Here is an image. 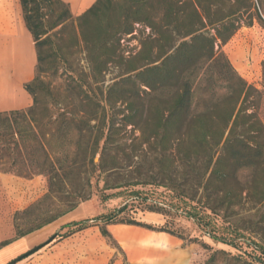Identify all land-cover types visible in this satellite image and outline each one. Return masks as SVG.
Returning a JSON list of instances; mask_svg holds the SVG:
<instances>
[{"label": "trees", "instance_id": "obj_1", "mask_svg": "<svg viewBox=\"0 0 264 264\" xmlns=\"http://www.w3.org/2000/svg\"><path fill=\"white\" fill-rule=\"evenodd\" d=\"M19 1L37 64L34 79L24 86L32 105L25 110L0 113V160L6 159L11 166L27 163L28 167L3 170V174L25 180L47 177L49 198L53 189L64 186L70 176L81 180V186L88 185L89 167L97 168L102 174L113 171L115 167L106 162L113 150L158 149L157 159H178L182 166L195 171L198 185H204L205 190L210 184L226 183L244 167L262 164L248 157L252 153L264 154V126L255 112L248 113L253 103L250 95L255 90L236 73L221 50L242 26H251L253 19L262 23L257 14L244 19L251 0H96L76 19L60 0ZM46 1L62 9L53 21L42 12ZM139 27L144 30H138ZM137 31L140 49L124 60L119 55L121 41ZM67 32L75 46L85 51L93 80L97 81L109 66L117 64L124 69L121 79L109 89L115 91L122 84L130 85L133 93L125 101L131 119L148 126L149 134L139 128L138 137L119 138L113 118L106 117L97 102L90 116L72 115L62 108L53 113L48 107H40L37 91L42 85L38 74L46 61L43 50L47 47L53 53V63L62 64L65 60L61 42ZM46 91L50 94L48 88ZM53 141L60 142L57 152L52 147ZM69 141L73 143L72 151L64 146ZM97 154L100 158L96 164ZM125 157L131 160L133 155ZM224 195L227 197L228 193ZM84 200L45 218L17 238L56 222L76 210ZM32 208L34 205L26 211ZM148 212L163 214L157 208H149ZM187 217L200 225L196 214ZM114 219V215L100 217L63 228L71 229L68 237L102 224L101 236L112 243L106 229L109 225L134 226L172 235L164 228ZM205 236L238 250L234 238L226 240L211 231ZM247 245L259 253V258L244 253L250 261L235 255L230 256L229 263L264 264L263 247L253 242ZM218 254L223 252H214L204 264L214 263Z\"/></svg>", "mask_w": 264, "mask_h": 264}, {"label": "rangeland", "instance_id": "obj_2", "mask_svg": "<svg viewBox=\"0 0 264 264\" xmlns=\"http://www.w3.org/2000/svg\"><path fill=\"white\" fill-rule=\"evenodd\" d=\"M250 3L251 8L244 19L257 14L262 23L253 19L251 26H242L221 50L236 73L255 90L250 95V102L253 103L248 113L255 112L264 126V0H251ZM61 11L59 6L47 1L42 8L46 18L52 21ZM72 16L73 19L77 18ZM137 29L144 30L142 27ZM139 38L138 31L123 37L119 55L124 60L138 52ZM61 46L65 60L62 64L53 63V53L47 47L43 50L46 61L42 72L38 74L42 85L37 91L40 107H48L53 113L62 108L72 115L90 116L97 102L99 110H103L106 117L113 118L119 138L138 137L139 128L149 134L148 126L143 127L137 119H131L125 101L133 93L130 85L122 84L121 89L115 91L109 89L121 79L124 69L117 64L109 66L95 81L91 77L85 51L75 46L69 32L65 34ZM59 144V141L52 142L55 152L60 150ZM72 144L69 141L64 146L72 151ZM157 153L158 149L153 147L110 151L106 162L112 168L115 167L113 171L102 174L97 168L89 167L88 185L81 186V180L70 176L64 186L53 189L49 198L46 197L49 189L47 177L38 176L39 198L16 211V200L9 198L0 186V222L5 232L3 237L7 241L86 198L76 210L44 228L54 230L46 241L24 251L8 264H51V260L55 264H126L125 255L114 238L112 243L100 235L99 227L102 224L68 237L71 229L63 228L83 220L113 215L116 221L134 220L156 229L164 228L184 245L197 249L199 259L196 264H204L214 252L223 254L216 255L212 264H232L229 258L235 255H242L250 261L244 253L259 258V253L247 242L264 249V154H248V157L262 164L254 168L244 167L226 183H213L205 190L204 185H198L195 171L182 166L176 158L160 161ZM128 154L133 155L131 160L125 157ZM99 158L97 154L94 163L97 164ZM172 160L174 165H171ZM26 167L27 163L11 166L2 158L0 175L3 170L18 171ZM25 191L27 202L30 189ZM225 192L228 193L227 197ZM21 194L24 195L19 193L20 197ZM31 205L34 208L27 212L26 209ZM149 208L163 210V214L150 213ZM120 209L123 211L117 215ZM187 214H196L201 220L200 225L190 220ZM68 217L73 220L63 222ZM209 231L226 240L234 238L238 250L214 242L205 236ZM53 236L55 238L51 240ZM48 250L51 251L49 256Z\"/></svg>", "mask_w": 264, "mask_h": 264}, {"label": "crops", "instance_id": "obj_3", "mask_svg": "<svg viewBox=\"0 0 264 264\" xmlns=\"http://www.w3.org/2000/svg\"><path fill=\"white\" fill-rule=\"evenodd\" d=\"M60 1L68 5L75 17L83 14L96 2ZM36 64L34 43L25 27L20 1L0 0V113L21 111L32 105V98L24 86L34 79ZM37 178L25 180L0 175L2 190H5L9 198L16 200L15 211L39 198L40 189L37 186L40 182ZM26 189L27 192L30 189L27 202ZM19 193L24 195L21 194L20 197ZM70 217L63 222L73 220ZM48 226L50 224L24 237L7 241L3 237L5 232L0 222V245L9 242L4 247L0 246V264H8L24 251L46 241L54 231L53 228L44 229ZM106 229L125 255L126 264H196L199 259L195 247L184 245L181 240L166 233L126 225H109ZM50 253L48 250L47 255ZM51 264L55 262L51 260Z\"/></svg>", "mask_w": 264, "mask_h": 264}, {"label": "water", "instance_id": "obj_4", "mask_svg": "<svg viewBox=\"0 0 264 264\" xmlns=\"http://www.w3.org/2000/svg\"><path fill=\"white\" fill-rule=\"evenodd\" d=\"M54 238H55V236H53V237L51 238V240L54 239Z\"/></svg>", "mask_w": 264, "mask_h": 264}, {"label": "bare ground", "instance_id": "obj_5", "mask_svg": "<svg viewBox=\"0 0 264 264\" xmlns=\"http://www.w3.org/2000/svg\"><path fill=\"white\" fill-rule=\"evenodd\" d=\"M72 217V216H71Z\"/></svg>", "mask_w": 264, "mask_h": 264}]
</instances>
